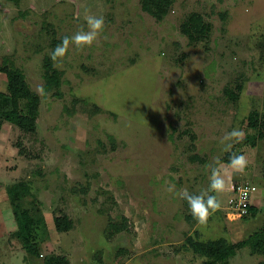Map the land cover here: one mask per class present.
<instances>
[{
  "label": "rangeland",
  "instance_id": "374dc122",
  "mask_svg": "<svg viewBox=\"0 0 264 264\" xmlns=\"http://www.w3.org/2000/svg\"><path fill=\"white\" fill-rule=\"evenodd\" d=\"M12 7L22 15L9 28L0 16L1 46L41 103L35 134L6 122L0 129V264H45L52 256L70 264H204L188 237L238 243L264 227V140L253 145L257 132L248 127L250 112L264 114V0H174L162 22L143 12L141 0ZM193 13L211 26L196 44L181 32ZM90 15L104 17L103 31L91 46L70 42L55 62L63 74L58 98L45 90V59L65 36L89 31ZM239 85L233 101L225 92ZM0 93H7L2 73ZM233 129L244 132L241 141L225 139ZM234 152L248 160L243 173L222 161ZM213 168L226 180L221 192L209 191ZM20 181L31 182L40 203L39 256L15 234L6 187ZM240 182L257 187L256 217L230 210ZM185 190L215 195L220 208L199 223L177 194ZM60 216L73 221L71 231L56 230ZM124 219L127 229L111 236L110 224ZM228 264H264V255L246 248Z\"/></svg>",
  "mask_w": 264,
  "mask_h": 264
},
{
  "label": "trees",
  "instance_id": "16d2710c",
  "mask_svg": "<svg viewBox=\"0 0 264 264\" xmlns=\"http://www.w3.org/2000/svg\"><path fill=\"white\" fill-rule=\"evenodd\" d=\"M174 0H141L143 12L162 22L170 13ZM17 4V0H0V16L4 17L6 22L1 25L7 27V23L20 17L22 12L11 9ZM16 18V19H17ZM9 28V27H7ZM1 30L3 27L0 28ZM211 31V26L206 23L200 14L193 13L181 26V32L192 44L203 41ZM7 35L8 44H13V39ZM2 37H0V40ZM0 41V55L3 63L0 65V73L5 75L7 83V93H0V129L4 122L16 126L19 130L27 134H35L38 128V119L40 115L41 99L38 94L33 92L28 84L25 74L12 63V56L6 54V50ZM59 59V58H58ZM57 59V60H58ZM51 57H47L44 62V81L46 91H57L54 94L60 98L59 89L62 86V72L56 69L55 62ZM243 86L237 87V93L227 90L225 93L233 101L239 98ZM248 127L257 132V136L250 137L252 144L256 140H264V114L259 111H252L248 116ZM193 139V137H192ZM239 153H229L222 160L225 164H230L232 155ZM6 192L10 201L14 219L17 223L18 230L15 233L17 238L22 241L24 247L33 256H39L36 242V230L39 226L44 225L40 215V203L33 194L31 182L20 181L6 187ZM28 198H32L26 204ZM188 204V203H187ZM258 209L252 206L248 215L243 219L256 217ZM122 225L116 223L110 224V235L122 233L127 229V220H123ZM55 228L58 232H69L73 229V221L67 216L56 217L54 220ZM187 247L195 254L204 257L207 260L204 264H228L229 260L236 257L238 252L249 248L252 253L264 255V227L238 243H230L226 239H218L207 242L195 240L188 237L186 240ZM45 264H70L65 257L52 256L48 258Z\"/></svg>",
  "mask_w": 264,
  "mask_h": 264
},
{
  "label": "clouds",
  "instance_id": "9594fccd",
  "mask_svg": "<svg viewBox=\"0 0 264 264\" xmlns=\"http://www.w3.org/2000/svg\"><path fill=\"white\" fill-rule=\"evenodd\" d=\"M87 26L89 31H79L74 36H65L62 42L55 47L51 53V58L55 61L58 58L65 56L69 43H73L76 46L88 45L91 46L93 42L97 39L100 32L103 31L105 20L103 16H88ZM244 138V132L240 129H233L227 134L225 139L239 142ZM231 148V144L226 146V149ZM248 164V160L243 154L232 155L230 158L229 166L237 173H243ZM226 187V180L221 175L219 168H213L211 173V182L209 185V191L211 192H221ZM169 192H172L170 187ZM182 198H184L190 208L191 214L199 223L203 224L207 221L209 215L214 213L220 208V203L216 199L215 195H206L204 193L200 195L189 194L186 190L177 193Z\"/></svg>",
  "mask_w": 264,
  "mask_h": 264
},
{
  "label": "built area",
  "instance_id": "2783aa9c",
  "mask_svg": "<svg viewBox=\"0 0 264 264\" xmlns=\"http://www.w3.org/2000/svg\"><path fill=\"white\" fill-rule=\"evenodd\" d=\"M231 191L233 194L229 200L231 212L236 214L238 218L248 215L250 208L253 206L252 199L257 193V187L249 182H240L233 184Z\"/></svg>",
  "mask_w": 264,
  "mask_h": 264
}]
</instances>
